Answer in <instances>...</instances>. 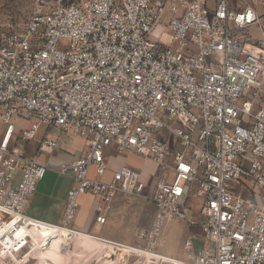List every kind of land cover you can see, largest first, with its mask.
Here are the masks:
<instances>
[{
    "label": "built area",
    "instance_id": "built-area-1",
    "mask_svg": "<svg viewBox=\"0 0 264 264\" xmlns=\"http://www.w3.org/2000/svg\"><path fill=\"white\" fill-rule=\"evenodd\" d=\"M259 3L217 0L210 9L208 0H56L23 29L0 35V264H30L32 228L79 237L72 222L81 195L109 205L118 193L143 192L135 168L103 178L108 147L149 158L160 172L152 226L138 233L145 250L156 255L164 224L190 221L189 202L199 199L203 244L196 250L189 234L185 259L162 257L264 264V35L250 34L264 31ZM21 118L30 123L11 143ZM41 124L87 141L58 167L74 179L62 223L25 211L47 169L23 147ZM58 144L46 133L38 150ZM242 179L261 192L243 188ZM70 258L64 261L82 264Z\"/></svg>",
    "mask_w": 264,
    "mask_h": 264
},
{
    "label": "crops",
    "instance_id": "crops-1",
    "mask_svg": "<svg viewBox=\"0 0 264 264\" xmlns=\"http://www.w3.org/2000/svg\"><path fill=\"white\" fill-rule=\"evenodd\" d=\"M216 1L217 0H208V7L212 9ZM252 1L255 3H259L260 0H252ZM262 5L264 6V4ZM260 32L261 35H264V31H260ZM30 120L31 119L29 118L14 119V129L18 128L19 125L22 124L21 121H23V124L27 126L30 123ZM46 133H48L50 136L58 140L59 142L58 147L52 151H39L38 150L39 142ZM14 140L12 142H14ZM86 144L87 141L77 135L61 132L56 127H48L44 124H41L39 126V129L33 139L24 143L23 147H24L25 155L27 157H36L38 161H40L41 163L47 166L44 177L39 181L35 192L29 197L26 203L25 211L27 212V214L45 221L62 223L65 201L69 189L74 184V179L71 171L67 173H62L59 171L58 167L63 164L70 163L76 156L82 154L86 149ZM114 149H115L114 147H108L106 149L108 163L110 162L109 160L110 154ZM145 161L149 163V166H151V168H154V165L150 161L146 159ZM124 165L139 167L137 158L134 157V155H129L128 153H122V155H120V157L116 159V162L112 165V168L109 163V170L103 178L104 179L109 178L112 170L118 169L119 167ZM142 174L143 176H146L145 173ZM143 176L142 178L145 182V187L143 192L138 194L118 193L112 199L109 205H106L99 197L90 194L81 195L79 197V207L76 212L75 218L72 222V226L75 229L80 230L81 231L80 233L82 234H87L89 236L95 235L104 239L126 243L127 242L126 239L132 236V232L140 222L139 211L140 209H142V202L143 200H145V197L147 196L146 194H148V191L146 189V181ZM19 177H20V172L17 171L15 174L13 184H15L18 181ZM151 193L152 191H150L149 197L151 196ZM189 203L192 208L190 222L193 225L191 227L193 228L194 226V229H190V230L194 231L196 234H200L199 236L200 242L197 241V245L195 246V249L197 250L204 242L201 237L200 226L198 224L199 221L201 220L199 214L200 200L191 199ZM152 205L154 208L153 215L151 213L147 215L146 217L147 223L150 220L153 223V219L155 216L154 203ZM100 206H103L102 211L99 210ZM99 214L105 216L104 223H99L96 221V216ZM174 221L175 220L167 221V226L171 223H174ZM152 223L147 229H149L152 226ZM188 231L189 229L185 228V231L182 234L181 238L179 239L178 245H176V247L175 246L166 247L164 245L162 248L163 252L177 256L180 259H185L186 249L183 242L185 240L183 239L185 235H188L189 233ZM163 240L165 242L164 236H163ZM100 244L108 245L104 243H100ZM117 250L109 249L108 247V249L106 250L108 256V259H106L107 264H118L117 262L112 261L113 254L115 255L119 253L120 255H122V253H120L121 251H117ZM123 258L125 261L126 260L125 255ZM121 259L122 256L120 257V260Z\"/></svg>",
    "mask_w": 264,
    "mask_h": 264
},
{
    "label": "rangeland",
    "instance_id": "rangeland-1",
    "mask_svg": "<svg viewBox=\"0 0 264 264\" xmlns=\"http://www.w3.org/2000/svg\"><path fill=\"white\" fill-rule=\"evenodd\" d=\"M55 1L56 0H0V35L23 29L28 18L34 12L48 10L53 6ZM259 10L260 12L264 11V6L260 3ZM256 28L257 27H254L251 30L250 34L253 37H259L261 35V32L258 30V28ZM21 123L22 124L19 125L18 128H15L13 130L11 143L14 140V137L20 133V130L26 126L25 124H23V121H21ZM122 153L134 155V157L137 158L139 167H129L138 169L141 172L142 176V173L146 174V176L143 177L146 181V189L148 191V194H146L147 196L142 202V209H140L139 211L140 222L132 232V236L127 238V242L124 243L104 239L95 235L89 236L82 233H77L79 237H75L73 235L75 233L71 231H61L56 234L52 233L53 231H48L47 229L32 228L30 248L34 250L30 253V264H40L41 260L44 261L43 264H69L68 260L64 261L61 259H57L56 261H54V259H56V254L61 253H63V257H68L69 255H71L70 262L76 260L82 264H107L106 259H108V256L106 250L108 249V247L109 249H115L110 246V244L116 243V245L121 249L116 250L121 251L120 253H122V255H120L119 253L115 255L113 254L112 261L117 262L118 264H172L164 257H179L163 252L162 248L164 245L166 247H176V245H178L179 239L185 231V228L189 229L188 235L194 234L196 236L194 241L195 246L197 245V241L200 242V234H196L194 231L190 230L194 229V226L193 228L191 227L193 224H191L190 221L185 222L175 220L174 223H171L168 226L166 222L162 228L161 236L158 239L157 246L154 250H152V252H154L158 256L152 255L150 252L140 251L138 249L141 248L145 250L147 246L145 239H140L138 233L141 230H146L152 223L151 220L148 223L146 221L147 215L149 213L153 215L154 209L152 200L149 197V193L150 191H152L154 181L156 180V177L160 172L157 170L156 164L149 158L141 157L131 151H118L116 149H114L110 154L109 163L111 165V168L112 165L116 162V159L120 157ZM145 159L150 161L154 165V168H151V166H149V163H147ZM242 183L243 188H251L256 193L261 192V190L258 188H252L248 181L244 179H242ZM188 235H185L183 240H185ZM163 236L165 238V242L163 240ZM100 243L109 245H102ZM124 255L126 259L125 261L123 258ZM121 256L122 259L120 260Z\"/></svg>",
    "mask_w": 264,
    "mask_h": 264
},
{
    "label": "bare ground",
    "instance_id": "bare-ground-1",
    "mask_svg": "<svg viewBox=\"0 0 264 264\" xmlns=\"http://www.w3.org/2000/svg\"><path fill=\"white\" fill-rule=\"evenodd\" d=\"M41 229H43V228H41ZM48 231H49V229H47ZM50 231H52V230H50ZM30 234H31V236H32V231L30 230ZM109 245V244H108ZM111 246H117V245H114V244H110ZM120 248V247H119ZM140 251H143V252H148L147 250H143V249H141V248H138ZM61 257V258H60ZM57 259H61V260H64V259H66V257H63V253H61V254H56V259H54V261H56Z\"/></svg>",
    "mask_w": 264,
    "mask_h": 264
}]
</instances>
